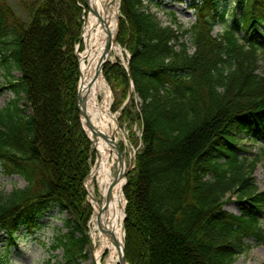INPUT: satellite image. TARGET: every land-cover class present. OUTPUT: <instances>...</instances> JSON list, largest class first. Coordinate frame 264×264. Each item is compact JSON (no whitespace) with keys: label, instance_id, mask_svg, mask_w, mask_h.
<instances>
[{"label":"trees","instance_id":"trees-1","mask_svg":"<svg viewBox=\"0 0 264 264\" xmlns=\"http://www.w3.org/2000/svg\"><path fill=\"white\" fill-rule=\"evenodd\" d=\"M233 1L240 13L215 36L214 0L196 5L191 27L174 11L163 23L145 0H121L117 42L131 54L130 73L118 60L107 61L103 74L120 99L112 110H122L129 98L121 120H129L131 130L135 122L142 128L143 146L124 186L130 264H233L246 238L264 244L258 214L264 191L253 177L260 157L244 158L239 145L241 133L264 135V0ZM82 2L24 0L28 18L21 21L11 3L0 0V65L15 94L0 108V162L26 181L0 190V232L15 239L50 209L66 210L73 216L68 231L51 245L62 250L63 264L87 257L84 180L95 159L78 101ZM37 58L47 67L39 68ZM55 58L62 59L59 77L50 64ZM13 68L22 75L15 78ZM134 94L142 100L137 111ZM233 196L239 215L224 209Z\"/></svg>","mask_w":264,"mask_h":264},{"label":"rangeland","instance_id":"rangeland-1","mask_svg":"<svg viewBox=\"0 0 264 264\" xmlns=\"http://www.w3.org/2000/svg\"><path fill=\"white\" fill-rule=\"evenodd\" d=\"M16 11L17 16L21 21H26L28 18V11L24 10V0H8ZM30 1V0H28ZM23 2V4H22ZM203 0H145V4L155 12L163 23H169L168 12L174 11L176 17L185 27H191L197 20V7ZM215 6L218 9V21L213 28V34L218 36L225 30L226 26L230 25L234 21V14L240 13L239 9L235 7L233 0H214ZM25 5V4H24ZM121 0H119V9ZM26 13H25V12ZM119 19L122 17L120 9ZM244 36V32L241 34ZM187 41L191 45V40L188 37ZM35 42V43H34ZM33 43L39 46V43H43L42 40H36ZM117 44V43H116ZM113 46V45H112ZM121 47V46H120ZM121 52L109 57L111 62H117L120 60L123 64H126L130 53L125 47L120 48ZM37 65L39 68L47 67V64L37 58ZM46 61V60H45ZM61 58H55L50 61V64L56 66L55 74L60 76ZM49 64V62H48ZM260 65L264 68V54L261 56ZM5 69L0 65V108L6 106L10 101L15 99V94L6 87L7 77L4 75ZM15 78L22 75L19 68H13L11 71ZM39 83H42L43 77L41 72H38L36 76ZM133 91V88H131ZM112 91V90H111ZM112 105L111 112L117 116L120 125L117 143V148L121 149L126 166L125 171H128L134 163L136 153L142 148V128L135 122L133 124V130L129 128V120H121V110L113 111V104L120 100L116 99L114 92L112 91ZM136 100V106L134 111L140 110L142 100L134 94ZM21 104L23 107H27L26 112L31 113L32 108L28 105L25 98L22 99ZM133 133H132V132ZM57 133V132H56ZM55 133V136H56ZM53 137V135H52ZM239 145L241 147L240 154L244 158H248L252 161L255 157L259 156L260 159L254 172V181L260 190L264 191V135L259 137H246L244 133L239 135ZM95 151V150H92ZM96 158V153L94 155ZM26 181L18 174H8L5 172L0 162V190L11 191L15 187H24ZM86 205V203H85ZM224 209L228 212L241 214L240 205L233 196L228 201ZM260 216V222L264 226V207L258 211ZM73 217L69 212L62 211L59 208H52L47 213L35 219L34 226H22L21 229L15 234L14 238H9L7 232H0V259L5 257L9 258V264H63V252L62 250L53 251L51 245L54 238L59 233L68 231L67 220ZM246 249L238 256L233 264H264V244L257 243L253 238H246L244 240ZM89 255L87 254L80 264H89L87 260Z\"/></svg>","mask_w":264,"mask_h":264},{"label":"bare ground","instance_id":"bare-ground-1","mask_svg":"<svg viewBox=\"0 0 264 264\" xmlns=\"http://www.w3.org/2000/svg\"><path fill=\"white\" fill-rule=\"evenodd\" d=\"M81 5L83 48L79 59L83 79L80 94L85 112L82 121L91 124L89 135L96 150V159L84 181L86 206L90 210L86 228L87 263L120 264L126 205L122 192L125 172H117L115 149L119 128L118 118L111 112L112 93L104 77L96 75L108 42L113 44L108 58L121 52L120 45L114 42L119 25V0H84Z\"/></svg>","mask_w":264,"mask_h":264},{"label":"water","instance_id":"water-1","mask_svg":"<svg viewBox=\"0 0 264 264\" xmlns=\"http://www.w3.org/2000/svg\"><path fill=\"white\" fill-rule=\"evenodd\" d=\"M114 42L115 43L117 42V39L116 38H115V41ZM112 45L113 44L111 42H108V44H107V46L105 48V51L103 53V58L101 60L100 67L96 71V75H100L101 74L103 76L104 65H105L106 61H109L108 53H109ZM80 46H81V43H79L78 46H77V56H78L79 62H80V59H79V57H80V52H79ZM128 70H129V73H130V68L129 67H128ZM82 79H83V71H82L81 62H80V77H79V84H78V101H79L80 119H81V122H82V125H83V128H84V131H85L86 135L91 140L92 145L94 146L95 143H94V141L92 140V138L89 135V130L91 128V124L88 121H86V124H84L83 121H82V115H84V113H85L84 112V109H83V106H82L81 94H80V84H81ZM106 83H107V85L109 87V90H111V86L109 85V83L107 82V80H106ZM116 121H117V127L120 128V125H119L118 120H116ZM115 151L118 153L117 172H120L121 170H124V155H123L121 149H119L117 147H116ZM124 172H125V182H124V185H125L126 182H127V172L125 170H124ZM123 188H124V186H123ZM123 188H122V192L124 194ZM126 204H127V200H126ZM125 208H126V205H125ZM124 221H125V211H124V220H123L124 240H123V242L121 244L120 264H124V263L130 264V263L127 262L126 257H125V238H126V232H125Z\"/></svg>","mask_w":264,"mask_h":264}]
</instances>
